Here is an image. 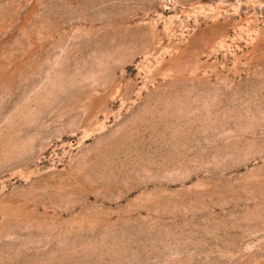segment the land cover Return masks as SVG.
<instances>
[{
  "label": "rangeland",
  "instance_id": "rangeland-1",
  "mask_svg": "<svg viewBox=\"0 0 264 264\" xmlns=\"http://www.w3.org/2000/svg\"><path fill=\"white\" fill-rule=\"evenodd\" d=\"M0 264H264V0H0Z\"/></svg>",
  "mask_w": 264,
  "mask_h": 264
}]
</instances>
